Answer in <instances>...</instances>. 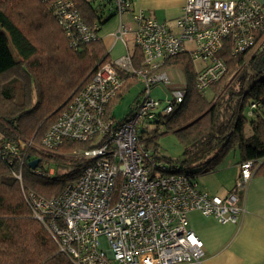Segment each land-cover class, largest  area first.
<instances>
[{
    "label": "built area",
    "instance_id": "obj_1",
    "mask_svg": "<svg viewBox=\"0 0 264 264\" xmlns=\"http://www.w3.org/2000/svg\"><path fill=\"white\" fill-rule=\"evenodd\" d=\"M97 4L102 15L112 12L122 18L112 35L125 45V52L96 65L39 142L19 135L1 137L0 162L17 179L32 217L45 226L72 264L200 262L203 242L189 226V213L240 224L245 211L242 194L259 162H238L232 187L220 195L200 187L196 176L179 165L158 160L138 138L139 126L143 120L156 122L185 97L187 82L178 68L165 69L167 59L187 55L194 65L195 88L204 95L227 71L221 52L245 55L247 60L262 56L264 8L256 0H185L169 26L134 10L131 0ZM50 6L74 50L100 39L99 24H85L70 0H52ZM126 14L130 21L123 20ZM132 78L140 80L142 89L127 116L116 120L108 106L125 80ZM156 85H162L170 98L164 102L153 98ZM258 108L252 102L249 113ZM67 141L90 144L71 152L86 162L78 177L51 198L26 189L23 170L54 177L56 168L40 154L54 152ZM34 159L38 162L31 168Z\"/></svg>",
    "mask_w": 264,
    "mask_h": 264
},
{
    "label": "trees",
    "instance_id": "obj_2",
    "mask_svg": "<svg viewBox=\"0 0 264 264\" xmlns=\"http://www.w3.org/2000/svg\"><path fill=\"white\" fill-rule=\"evenodd\" d=\"M51 1L0 0L1 137L19 135L39 142L70 95L88 81L98 63L110 59L101 39L83 43L80 49L74 50L54 19ZM70 1L88 26L103 25L115 16L112 12L102 15L98 0ZM221 56L227 71L212 85L213 96L209 100L195 88V74L187 55L180 54L165 62L164 67L181 69L187 82L182 103L154 122L165 124L182 144L181 159L168 163L177 164L180 170L193 175L204 174L216 169L225 156L235 150L238 162L257 160L259 164L254 175L264 177V62L261 55L247 60L248 56L232 57L223 51ZM133 64L137 66L139 61ZM231 77L235 82L228 86L227 79ZM16 83L23 87L20 104L14 102ZM224 88L227 89L222 94ZM32 91L36 94V111L41 109L40 115L34 118L31 114L35 111L25 113ZM118 96L119 93L109 106ZM252 102L258 103L259 108L250 114ZM247 125L251 129L248 135L244 132ZM138 138L161 160L155 152V132H140L139 129ZM89 146V143L67 141L54 152L41 153V160L57 163L54 177H37L24 169L23 186L44 198L58 195L86 165L85 161L71 158L68 153ZM59 167L68 171L59 173ZM0 264H72L58 251L45 226L32 217L17 179L1 162Z\"/></svg>",
    "mask_w": 264,
    "mask_h": 264
},
{
    "label": "crops",
    "instance_id": "obj_3",
    "mask_svg": "<svg viewBox=\"0 0 264 264\" xmlns=\"http://www.w3.org/2000/svg\"><path fill=\"white\" fill-rule=\"evenodd\" d=\"M131 1L134 10H142L144 14L154 20L166 22L169 26L173 25L174 20L180 15L185 3V0ZM256 1L264 8V0ZM120 19L122 18L115 15L105 24L99 25L98 35L110 59L121 56L126 50L125 45L112 35ZM123 20L130 21V15H123ZM191 64L194 71V65L192 62ZM169 67L165 66V69ZM234 153L238 157L237 151L234 150ZM238 161L239 158L234 160L232 167L227 164L223 170H221L222 168L219 169L221 162L217 166V170H214L216 173H214L213 177L200 181L199 186L220 195L226 194L233 185L235 166L237 167ZM209 180L213 182L210 183ZM242 204L245 211L242 215L241 223L238 225L232 223L222 224L215 218L203 216L197 211L189 213V226L202 240L204 256L200 262L186 264H264L263 176L253 175L242 194Z\"/></svg>",
    "mask_w": 264,
    "mask_h": 264
},
{
    "label": "rangeland",
    "instance_id": "obj_4",
    "mask_svg": "<svg viewBox=\"0 0 264 264\" xmlns=\"http://www.w3.org/2000/svg\"><path fill=\"white\" fill-rule=\"evenodd\" d=\"M44 46V45H42ZM181 74L183 75V78L186 80V77L183 73L182 70ZM181 76V75H180ZM182 78V76H181ZM234 78H230V80L227 79V84L228 86L231 85L233 82ZM32 84V82H31ZM16 85V95H15V99L14 102L16 104H20L23 101V87L19 84H15ZM142 89V83L140 82L139 79L137 78H133L131 80L128 81V84L125 86V88H122V90H119V96L117 97V99L109 106V114L111 116H113L116 120H121L123 118H125L127 116V114L129 113V108L131 106V104L136 100L137 96L139 95L140 91ZM227 88H224L222 90V94H224L225 90ZM151 96L155 99H160L166 101V99H169L171 94L165 92V89L162 85H156L155 87L152 88L151 91ZM213 96V90L212 88L208 89L205 93H204V97L209 100L211 99ZM36 94L34 91H32V96H31V103L29 104L28 108H25V110H28V112L25 113H32L31 116H33V118L35 117V115L39 116L40 115V110L41 109H37L36 106ZM24 111V110H23ZM42 111L44 112V109H42ZM248 119H251V117H248ZM140 132H155V146H156V155L158 157H160V161H162L164 164L168 165V161H172V160H180L182 153H183V147L181 142L179 141L178 137L176 136V134L172 131H168L166 128L165 124H156L154 122H150L147 123L145 120L141 121L140 126H139ZM244 132L246 135L251 133V129L250 126L247 125L244 129ZM2 134L0 133V138H1ZM15 135H12L11 137H14ZM21 137V136H20ZM23 138V137H22ZM144 147H145V143H143ZM82 149V148H80ZM78 150V149H76ZM74 151V150H73ZM233 151V152H232ZM230 151L225 158L222 161V164L219 166V169L223 170L225 169L226 165L229 164L230 167L233 166V162L234 160L238 159L237 155L234 153V150ZM71 155V152L68 153V156ZM71 158H74L72 156H70ZM75 159H79V158H75ZM51 166H53L54 168H57V163L55 162H51L50 163ZM238 167V166H237ZM237 167L235 166V174L237 171ZM69 168V167H68ZM197 168V167H195ZM218 168V167H217ZM217 170V169H214ZM214 170H211L207 173L204 174H198L195 175L196 176V180L198 182V184L200 185V181H203L205 178L211 179L214 175ZM68 170L67 168L63 169L59 167V173H66ZM191 171H196V169H192ZM235 174H234V178H235ZM234 180V179H233ZM210 183H212V180H209ZM222 195V194H221ZM101 242L103 247L106 249V243H105V239L102 237L101 238Z\"/></svg>",
    "mask_w": 264,
    "mask_h": 264
},
{
    "label": "water",
    "instance_id": "obj_5",
    "mask_svg": "<svg viewBox=\"0 0 264 264\" xmlns=\"http://www.w3.org/2000/svg\"><path fill=\"white\" fill-rule=\"evenodd\" d=\"M261 60L264 62V53H263L262 56H261ZM37 162H38V159L31 160V161L29 162V166H30L31 168H34V167L37 165Z\"/></svg>",
    "mask_w": 264,
    "mask_h": 264
}]
</instances>
